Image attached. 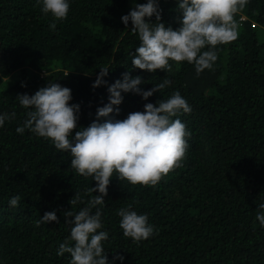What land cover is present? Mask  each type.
<instances>
[{
	"label": "trees",
	"instance_id": "trees-1",
	"mask_svg": "<svg viewBox=\"0 0 264 264\" xmlns=\"http://www.w3.org/2000/svg\"><path fill=\"white\" fill-rule=\"evenodd\" d=\"M146 2L69 0L67 19L55 21L53 31L54 18L37 0H0V115L15 113L0 127V264H70V254H56L72 227L64 213H77L99 195H85L96 182L75 174L69 152L28 129L16 132L31 110L17 96H31L47 83L71 89L69 103L80 105L74 136L95 120L97 108L108 103V86L125 72L141 77L142 91L165 78L171 83L146 101L122 92L113 118L126 119L179 91L192 111L172 119H180L190 136L182 166L154 187H133L113 174L105 202L97 206L98 231L108 232L102 245L109 264L116 256L124 259L115 264H264V228L255 219L264 203V0H249L235 15L238 38L218 45V59L199 76L187 61L179 67L169 61L171 71L132 67L139 36L121 17ZM158 3L160 22L179 28L178 0ZM148 22L155 23V16ZM101 67L110 70L107 83L93 89ZM76 192L84 202L71 206ZM16 195L19 204L10 207ZM120 209L147 215L154 234L139 243L124 237ZM52 211L59 223L37 226Z\"/></svg>",
	"mask_w": 264,
	"mask_h": 264
},
{
	"label": "clouds",
	"instance_id": "clouds-1",
	"mask_svg": "<svg viewBox=\"0 0 264 264\" xmlns=\"http://www.w3.org/2000/svg\"><path fill=\"white\" fill-rule=\"evenodd\" d=\"M249 0H178V10L182 13L180 27L173 30L165 27L161 21V9L158 0H147L144 4H136L127 14L121 17L127 27L131 21L133 33L139 36V46L131 53V64L134 69L148 72L156 70L171 71L172 64L179 67L181 62L193 64L197 76L204 70L211 69L218 59L217 46L226 45L238 38L239 25L235 15L241 12ZM42 5L44 14H51L54 22L49 24L53 31L55 21H63L68 17L69 0H37ZM155 16L156 22L150 23ZM148 18V20H146ZM207 48L208 50L202 51ZM109 68L101 67L92 88H98L107 82L104 77ZM122 80H116L108 86V103L98 107L95 120L86 128H77L80 105L70 104L71 89L59 83H47L33 95L17 96L20 105L27 112L22 127L16 132L23 134L25 129L35 135L49 139L58 151L69 152L70 166L75 174L95 180L96 187L88 188L85 195L98 192L87 201V206L74 213H64L65 223L72 225L68 241L62 243L57 251L58 256L70 254V264H109L104 254L102 241L108 239V232L98 231L103 227L102 212L98 205H103L108 194V186L113 174L121 181L135 187L156 186L170 171L182 166L190 136L186 125L180 119L173 120L180 113H191V106L179 91L168 99L146 103L144 110L129 113L126 119L113 118L119 114V105L123 101L122 92L140 95L145 101L156 92H161L170 83L168 79L154 85L148 91L139 88L144 81L140 76L131 77L128 72L122 74ZM23 86V85H22ZM114 106H116L114 108ZM15 113L0 115V127L5 120L14 117ZM103 120V122H101ZM20 196L10 198L9 206L16 207ZM81 194L76 192L69 200L71 206L83 203ZM131 206H129L130 209ZM96 208L95 213L92 209ZM129 209H120V228L126 238L139 243L148 240L154 234V227L148 223L147 215H138ZM74 217V219H68ZM264 228V203L258 205L255 217ZM57 222L55 211L46 212L37 221L41 223ZM69 241L73 243H69ZM123 261V256L115 260Z\"/></svg>",
	"mask_w": 264,
	"mask_h": 264
}]
</instances>
